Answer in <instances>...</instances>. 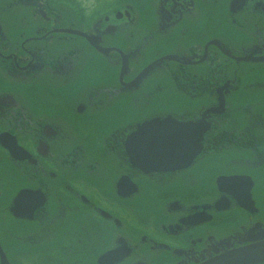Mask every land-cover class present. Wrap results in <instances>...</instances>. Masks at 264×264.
I'll return each instance as SVG.
<instances>
[{"label":"flooded vegetation","instance_id":"flooded-vegetation-1","mask_svg":"<svg viewBox=\"0 0 264 264\" xmlns=\"http://www.w3.org/2000/svg\"><path fill=\"white\" fill-rule=\"evenodd\" d=\"M258 242L264 0H0V264Z\"/></svg>","mask_w":264,"mask_h":264},{"label":"water","instance_id":"water-1","mask_svg":"<svg viewBox=\"0 0 264 264\" xmlns=\"http://www.w3.org/2000/svg\"><path fill=\"white\" fill-rule=\"evenodd\" d=\"M264 262V242L236 248L206 264H255Z\"/></svg>","mask_w":264,"mask_h":264}]
</instances>
